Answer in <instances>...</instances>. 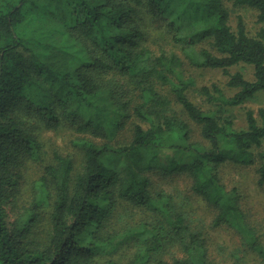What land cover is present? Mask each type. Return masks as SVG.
Here are the masks:
<instances>
[{
  "label": "trees",
  "instance_id": "trees-1",
  "mask_svg": "<svg viewBox=\"0 0 264 264\" xmlns=\"http://www.w3.org/2000/svg\"><path fill=\"white\" fill-rule=\"evenodd\" d=\"M231 7L254 10L259 29L250 34L241 16L233 26ZM144 13L166 22L182 58L145 44ZM184 62L221 69L232 94L203 87L210 109H201L186 92ZM240 64L252 66V80L229 73ZM258 93L264 0H0V264H120L132 236L127 264H218L206 235L218 228L236 235L229 264H264L261 237L222 170L227 161L254 168L264 185V110L259 119L247 110L244 128L228 115ZM39 125L71 128L73 151L47 158ZM27 162L42 172L23 194ZM152 173L187 178L210 222L153 191ZM134 210L150 217L121 225Z\"/></svg>",
  "mask_w": 264,
  "mask_h": 264
},
{
  "label": "rangeland",
  "instance_id": "rangeland-1",
  "mask_svg": "<svg viewBox=\"0 0 264 264\" xmlns=\"http://www.w3.org/2000/svg\"><path fill=\"white\" fill-rule=\"evenodd\" d=\"M231 24L236 25V17L241 16L245 22L246 28L250 34H254L260 27L256 22V13L249 8L231 7ZM166 22L164 20H153L148 13H144L142 19V27L146 30L147 42L146 45L152 49L157 50L159 47H163L169 53H176L181 57V51L178 46L173 45L170 42V35L165 33ZM168 38V39H166ZM206 47V45H204ZM182 58V57H181ZM181 69V75L184 78H189L193 81V85L187 89L188 97L201 109L208 111L210 105L206 102L205 96H203L200 90L203 87H211L212 85L218 86L223 90L224 94L230 96L232 90L228 89L226 83L228 75L221 69H198L184 62ZM240 72L247 80L253 79V68L250 65L240 64L229 69V73L233 74ZM176 110L179 109L178 105H175ZM259 109L264 110V93H258L253 100L246 102L241 106L229 108L228 115L231 116L234 126L236 128H244L246 126L245 113L247 110H251L256 118L259 119ZM38 137L41 138L43 148L47 153V158L51 159V152L58 150L60 152L73 151L70 144V140L74 135V131L71 128L60 126L57 129L47 128L44 125H39L36 130ZM42 165L27 162L22 168V177L19 178V183L23 194L28 193V184L40 177ZM223 177L229 186H237L239 193L242 197V209L247 215L248 220L257 230L261 240L264 244V185L259 187L256 184V177L254 168L251 167H235L228 161L223 167ZM152 185L151 189L162 190L167 193H171L178 196V201L182 203V206L189 213L190 217L196 223L205 222L208 224L212 218V209L204 201L189 191V181L184 177L176 176H162L160 173H152L150 175ZM124 213V212H122ZM150 217L149 214L141 213L134 210L133 212H127L123 215V225L125 222L140 223L142 219ZM209 246L213 258L218 264H229V260L226 259V255L229 250L234 248L237 244L236 235L228 229L218 228L209 229L206 231ZM137 237H131L127 240V244L122 247L119 253L116 255L120 264H127L129 258L133 255L134 247L138 243ZM102 263V261L100 262ZM245 264H257L252 257L245 258Z\"/></svg>",
  "mask_w": 264,
  "mask_h": 264
}]
</instances>
